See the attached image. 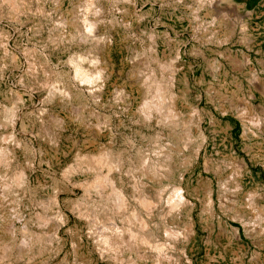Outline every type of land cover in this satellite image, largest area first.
I'll return each instance as SVG.
<instances>
[{
	"label": "rangeland",
	"instance_id": "374dc122",
	"mask_svg": "<svg viewBox=\"0 0 264 264\" xmlns=\"http://www.w3.org/2000/svg\"><path fill=\"white\" fill-rule=\"evenodd\" d=\"M27 1L29 12L18 20L0 15V147L13 155L6 168L0 166V236L6 224L14 227L16 244L23 226L46 236L41 252L18 261L10 255L5 264L96 263L84 219L69 210L73 203L86 202L95 212L94 195L85 199L70 181L90 174H71L67 180L65 171L76 155L110 148L124 162L121 176L131 194L129 185L139 179L141 159H151L160 151L157 146L167 142L160 125L140 124L141 115L133 113L143 95L131 84V72L150 69L162 84L173 72V90L179 94L175 106L189 121L191 133V141L174 157L190 163L175 168L174 178L183 171L182 186L195 205L193 231L188 242L179 240L169 252L172 264H188L181 247L190 264H264V0ZM88 1L95 6L88 9ZM85 15L95 23L91 34L98 43L68 34L74 33L70 21L79 24ZM61 20L68 21L67 28ZM70 60L101 89L95 96L78 85L63 106L32 85L30 72L35 68L36 77L44 78L42 71H48L49 79H56L73 73ZM242 111L251 124L241 121ZM196 116L203 142L191 162L199 142ZM20 169L26 183L4 187ZM173 180L163 184L170 190ZM206 188L213 193L212 214L203 204ZM53 199L67 215L59 245L49 235L56 224ZM128 204L134 202L129 199ZM39 214L46 217L41 226L35 223ZM155 220L154 236L169 242L159 228L162 220ZM184 221L185 215L175 222L164 220L175 232H182ZM2 239L10 241L5 234Z\"/></svg>",
	"mask_w": 264,
	"mask_h": 264
},
{
	"label": "bare ground",
	"instance_id": "6f19581e",
	"mask_svg": "<svg viewBox=\"0 0 264 264\" xmlns=\"http://www.w3.org/2000/svg\"><path fill=\"white\" fill-rule=\"evenodd\" d=\"M27 2V0H0V15L3 14L11 20H18L20 14L25 13L26 10L29 12V9H27L29 3L27 4ZM87 6L88 9L91 7L93 8L95 6L94 1H88ZM38 13L39 12H37V14ZM61 21L65 23V25H62L67 28L68 21ZM80 21L79 24L70 21L69 24L74 28V33H68L71 39L82 38L81 40H84L85 43L89 41L98 43V40L91 34L92 28L94 27L93 25H95L93 19H89L85 15ZM57 37L58 36H56V38ZM68 62L72 66L73 73H66L65 75L58 74L56 77L58 79L60 77L59 80L57 78L49 79L50 73L48 71H42V73L45 74L44 78H37L34 73V68L30 72L32 85L37 89L45 90L49 98H57L63 106L70 102L72 97L71 91L77 90L78 85L85 86V89H87L86 92L89 94L98 96L101 88H96L94 86L95 84L93 85L97 80L92 76H88L86 72L84 73L78 62L73 60ZM156 62L157 60L155 63ZM162 64L163 63H158L157 67L162 69ZM131 75L136 78H133L131 84L140 88V93L143 95L142 100L136 103L133 113L138 114V116L141 115L139 118L140 124L145 126L160 125L164 130V136L167 142H161V144L157 146L160 151L154 153V158H142L140 163L138 162L139 168H137V170H139V179H132V183L135 184L129 185L131 194L125 192L127 187H125L124 178L121 176L124 162L119 154L112 152L110 148H102L94 154L85 153L76 155L74 163L65 171L67 173V180H69L71 174H90V177L77 179L76 181L71 179L70 181L74 186L82 189L85 199L92 198L90 197L91 194L94 195L96 198L95 202H98V205L95 206V212L89 209L88 205L85 204L86 202L84 204L73 203L74 205L72 204V206L68 208L77 218L84 219L87 225L88 237L90 238L91 236L92 243L94 242L92 251L95 253V264L99 262H105L107 264H149L147 262H151V264H172L174 260L171 258L169 252L174 249L176 246L175 243L179 242V240L188 242L193 231L192 225L194 217H192V211L195 205L187 199L186 193L188 190L182 186L183 171H179L174 178L175 168L177 170V168L190 163L188 159H182V161L178 162L174 161L175 155L180 154L182 148L191 141V133L187 128L189 121L183 118L182 111L180 112L177 110L175 106L176 97L179 94L176 95V92L173 90V72L170 71V73L166 74V79H163V84L159 83L158 77L154 74L153 69H150L146 74L137 70H132ZM193 114H196L194 109ZM197 116L195 121L199 142L194 148L193 154H191V162L197 158L198 148L203 142L202 131L200 133ZM240 116L241 121H246L248 119V116L243 111L240 113ZM13 117L12 113L9 116L10 124L12 125L14 120ZM250 118L252 117L249 116V119ZM252 121L248 122L251 124ZM178 127H180V129L176 131ZM12 156L11 149L0 147L1 168L2 166L6 168V166L10 164L9 162ZM17 171L15 180L10 179L9 182L4 181V187L21 186L26 183L27 175L25 172L22 169ZM171 178L174 179V182L169 190L163 183L171 181ZM233 188H237L236 183H234ZM129 199L134 202V205L131 207L128 204ZM3 200L4 199L0 197L1 207L3 206ZM217 200L218 206L221 209L222 204L219 195H217ZM203 204L206 211H209L211 214L215 211L213 193L210 188H206L204 192ZM60 205L55 199L54 206L57 212L54 217L56 218V224L53 225L51 233L49 232L51 238L57 243L56 245L60 243L59 232L67 223V215L61 211ZM255 213L259 216L260 211L256 210ZM182 215H185V224L182 232H175L174 230L172 231V229L170 231L167 227L168 223L164 222L166 217H169L171 221L173 220L175 222V220ZM155 217L162 220L159 228L161 234L163 233L164 237H168L167 239L169 242H162L154 236L152 229L156 231L159 223L158 221L154 222ZM45 221L46 217L39 214L35 223L41 226L45 224ZM169 223L171 224L172 222ZM97 224L100 226H96L97 230L94 231L93 226ZM13 228L12 224H6L1 230L3 235L5 234L10 237V241L6 240L8 242L3 243V235L0 236V264H5L6 259H9L10 255L14 257L16 261L24 259L23 255L30 259L34 254H38L44 249L46 234L42 233L43 231H30L27 226H23L21 231H19L21 240L18 245L14 241L16 232ZM166 229L168 232H166ZM91 232L93 234H91ZM93 238L95 240H93ZM47 245H45L46 248ZM181 250L182 258L185 257L186 262L190 264L185 247H181ZM28 259H26V261ZM84 264L88 263L84 262Z\"/></svg>",
	"mask_w": 264,
	"mask_h": 264
}]
</instances>
